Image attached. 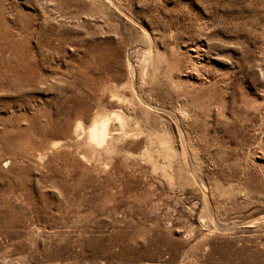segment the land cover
Returning <instances> with one entry per match:
<instances>
[{
	"label": "rangeland",
	"instance_id": "obj_1",
	"mask_svg": "<svg viewBox=\"0 0 264 264\" xmlns=\"http://www.w3.org/2000/svg\"><path fill=\"white\" fill-rule=\"evenodd\" d=\"M0 264H264V0H0Z\"/></svg>",
	"mask_w": 264,
	"mask_h": 264
},
{
	"label": "bare ground",
	"instance_id": "obj_2",
	"mask_svg": "<svg viewBox=\"0 0 264 264\" xmlns=\"http://www.w3.org/2000/svg\"><path fill=\"white\" fill-rule=\"evenodd\" d=\"M90 138L92 141L104 145L108 139V124L106 122L95 124L91 129Z\"/></svg>",
	"mask_w": 264,
	"mask_h": 264
}]
</instances>
